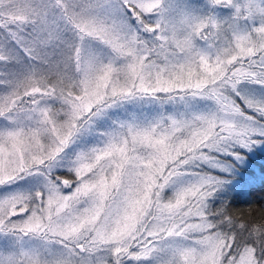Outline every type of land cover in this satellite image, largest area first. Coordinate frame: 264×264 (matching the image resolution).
Here are the masks:
<instances>
[{"label":"snow or ice","instance_id":"snow-or-ice-1","mask_svg":"<svg viewBox=\"0 0 264 264\" xmlns=\"http://www.w3.org/2000/svg\"><path fill=\"white\" fill-rule=\"evenodd\" d=\"M264 0H0V264H264Z\"/></svg>","mask_w":264,"mask_h":264},{"label":"trees","instance_id":"trees-1","mask_svg":"<svg viewBox=\"0 0 264 264\" xmlns=\"http://www.w3.org/2000/svg\"><path fill=\"white\" fill-rule=\"evenodd\" d=\"M244 155L251 161L252 166H239L242 175L228 176L227 178L237 181L226 186L222 194V198L227 199L233 209L264 204V150H255L253 156L247 152Z\"/></svg>","mask_w":264,"mask_h":264},{"label":"rangeland","instance_id":"rangeland-1","mask_svg":"<svg viewBox=\"0 0 264 264\" xmlns=\"http://www.w3.org/2000/svg\"><path fill=\"white\" fill-rule=\"evenodd\" d=\"M191 3H192L193 5H197V4H199V3H202V0H191ZM259 149H263V150H264V146H262V147H258V148H256L255 150H259ZM255 150H253V151H251V152H247V153H248L250 156H253ZM239 166H241V167H251L252 164H251V161H249V159H246L242 164H238V165L236 166L235 172H234L231 176L238 177V176L242 175V171L239 169ZM228 179L230 180V183H229L228 185H231L233 182H236V181H237L236 179H233V178H231V179L228 178ZM228 185H226V186H228Z\"/></svg>","mask_w":264,"mask_h":264}]
</instances>
